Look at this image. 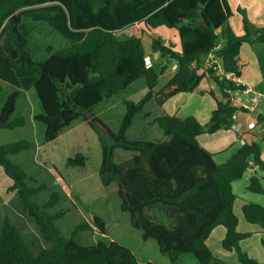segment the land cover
I'll use <instances>...</instances> for the list:
<instances>
[{"label": "trees", "instance_id": "16d2710c", "mask_svg": "<svg viewBox=\"0 0 264 264\" xmlns=\"http://www.w3.org/2000/svg\"><path fill=\"white\" fill-rule=\"evenodd\" d=\"M236 12L242 18V35L230 26L233 11L227 0H0V79L21 91L34 89L41 109L34 120L43 125V143L55 140L75 120L83 119L90 125L101 148V184L117 188L120 209L129 214L131 226L142 231L144 241L155 240L159 252L171 264L186 255H192L198 264H223L207 245L218 227L225 229L220 243L224 252L234 253L239 264H264L240 247V242L252 233L238 232L239 220L234 213L237 196L232 190L233 182L243 178L249 166L264 170L260 144L245 142L226 162L218 164L215 154L197 140L203 134L231 128L238 109L230 105L228 92L238 87L227 76L240 77L238 61L243 44L264 42V27L251 24L244 10L238 8ZM31 22L46 24L62 38L63 45L55 50L49 47L48 56L41 61L34 60L27 50L33 30L29 28ZM135 23L140 25L142 34L162 27L176 30L178 48L158 36L151 37L146 50L142 34L116 35ZM149 53H158L159 65L147 69L144 58ZM209 55L217 58L220 72L216 65L205 68ZM172 63L178 66L177 72L154 91L158 78ZM203 78L215 86L214 90L200 92L216 103L206 124H200L193 116L162 114L152 123L167 140L126 137L135 116L149 100L161 107L177 94L195 92ZM139 80L147 91L137 103L124 101L126 112L117 134L88 113ZM21 91L9 94L1 106L0 131L24 125L23 119L10 121ZM255 124L264 132V113L257 114ZM30 149L27 141L0 145V168L12 181L8 191L18 195L50 246L32 253L21 232L4 220L0 264H153L138 262L128 248L113 241L79 245L77 235L92 229L87 222L79 224L68 239L64 238L55 221L67 210L53 216L46 212L60 201L61 195L53 192L40 208L32 197L44 186L28 187V176L9 161V156ZM116 149L134 155L118 164L114 161ZM86 161L85 156L77 154L67 164L84 167ZM262 180L252 175L246 190L264 195ZM241 214L247 224L264 233V207L245 202ZM93 226L106 235L99 216L93 217Z\"/></svg>", "mask_w": 264, "mask_h": 264}, {"label": "rangeland", "instance_id": "374dc122", "mask_svg": "<svg viewBox=\"0 0 264 264\" xmlns=\"http://www.w3.org/2000/svg\"><path fill=\"white\" fill-rule=\"evenodd\" d=\"M247 16V14H246ZM29 22H26L28 24ZM29 28L33 29L27 43V50L34 60L41 61L48 56V48H59L63 45L62 38L52 32L46 24L30 23ZM174 29L158 28L154 33L143 36V44L148 50V43L151 37L161 36L165 43L177 44V34ZM123 36V34H120ZM176 42V43H175ZM178 46V44H177ZM159 65V58L155 61ZM169 73L161 75L154 91H158L166 82ZM2 92L0 94V108L4 104L7 96L17 88L0 80ZM147 88L143 81L134 82L125 91L113 96L112 98L94 106L88 113L97 118L99 122L105 125L113 134H117L121 121L126 112L124 101L137 103L146 93ZM22 95L18 98L15 110L10 117V121L23 119L24 125L11 130L0 131V145H7L19 141H27L31 144V149L19 154L9 156V161L20 166L22 171L28 176L26 184L28 187L44 186V190L32 197V201L42 208L49 200L53 192L61 195L60 201L46 212L53 216L61 210H67L62 218L55 221V225L61 235L68 239L74 229L81 223L87 222L92 229L81 232L76 237L79 245L88 246L96 244L98 241H113L128 248L140 263L151 262L153 264H171L169 260L162 255L156 244V241L142 239V231L131 226L129 214L120 209V198L118 190L114 185L103 186L98 177V169L101 163V148L97 135L90 125L83 119L75 120L69 127L64 128L58 137L49 143H43V125L34 120V115L40 113L41 109L35 91L33 88L22 90ZM199 96V95H198ZM182 97V100H181ZM180 97L176 110L182 113H188L190 105L194 103L195 96L192 93H184ZM201 97V96H199ZM260 107L249 114V124L253 120ZM163 112L153 99L149 100L143 110L138 113L132 125L126 132L128 139H146L150 141H165L162 131L152 121ZM86 114L87 118H91ZM263 114V112L261 113ZM180 118V117H179ZM201 120V119H200ZM91 122L97 129L103 130L98 124ZM209 135H203L198 138L199 144ZM244 139L247 142L255 141L260 144L264 160V137L253 139L250 134H245ZM235 147H229L228 150L217 153L214 160L222 163L227 160L235 151ZM81 154L86 157L84 167L68 166L67 160L75 155ZM134 154L121 149L114 152L115 163H122L130 159ZM259 178H264L262 168L258 167L257 174ZM250 174L246 171L243 178L233 182V193L244 200L259 204L264 207V195L255 194L246 190ZM58 178L61 182L58 181ZM12 181L0 168V232L4 220L15 226L24 236L32 253L37 254L41 249L49 248L50 244L45 242L40 235L37 226L32 218L27 214L26 209L20 203L18 195L15 192H9L8 188ZM264 185V179L262 180ZM64 185L69 196L61 194V186ZM65 194V193H64ZM239 205V203H236ZM238 217V209L235 211ZM99 216L105 224L106 235L99 233L93 226V217ZM165 221V220H164ZM242 225L238 227V232H244ZM247 227H252L247 225ZM248 232L255 233L240 242L242 251L248 253L255 260H260L264 254V233L257 232V229L250 228ZM225 229L216 228L209 238V248L223 264H237V258L234 253H223L217 255L218 248ZM216 254V255H215ZM223 256V258H220ZM176 264H198L192 255L181 256Z\"/></svg>", "mask_w": 264, "mask_h": 264}, {"label": "crops", "instance_id": "0c3cea01", "mask_svg": "<svg viewBox=\"0 0 264 264\" xmlns=\"http://www.w3.org/2000/svg\"><path fill=\"white\" fill-rule=\"evenodd\" d=\"M227 2L229 4L231 10L233 11V16L230 18L229 23H230L231 28L233 29V31L237 35H242V33H243V30L241 28L242 18L240 16V14H238L236 12V10L238 8L245 11V13L247 14V19L249 20V22L251 24H253L256 27H264V0H227ZM155 31H153L151 33H154ZM177 44L179 46L178 35H177ZM177 44L175 45L176 48H178ZM208 58L209 57H206L205 62L208 60ZM205 62H204V64H205ZM238 64L241 67V75L237 79L238 82L241 85L248 87L253 93H255L256 95L259 96V101H258L257 107H260V109L258 110L257 114H261L262 112L264 113V42H258V43H253V44H243L240 48ZM175 67H178V66L176 64L172 63L165 70L164 73H166V72L169 73V76H168L166 82L169 81L174 76V74L177 72ZM160 77L158 78V81H159ZM214 88H215L214 84L210 83L207 80V78H203L202 81L200 82L198 88L195 90V92L192 93L193 96H195V101H194V103H192L190 105V109H192V110L188 113H182V115H180V114H178L180 112L176 110V107H177V104L180 100V97L184 93H180V94L175 95L174 97H172L168 101H166L159 108L163 109L162 114H168L170 116H176V117H180V118H186L189 116H193L198 120V122L200 124H202V125L206 124L209 121L211 112L216 107V103H215V100L211 96H209L208 94H201L200 92H207L210 90H214ZM17 91H21V90L17 89ZM198 95L201 97H199ZM215 95H216V97H218L217 93ZM181 100H182V97H181ZM257 107H256V109H257ZM257 114H256V116H257ZM250 116H251V114H249V113H242V112L236 113L235 118L233 119V124L229 130H219L216 133L209 135V137H206L203 140V142L200 144V146H202L203 148H205L206 150H208L209 152H211L215 155L217 153H221V152L226 151V149L228 150L229 147H235L236 146V149H237L238 147L241 146L240 143L238 142V136L236 133V130H238L237 129L238 127L240 128V130H242V140L244 141V143L245 142L246 143L255 142V141L247 142L244 139L245 134H250L253 137V139H258L261 136L264 137V132H263L262 128L259 126H256V124H255L256 116L253 120V123H251V124L248 123V122H251ZM203 135H208V134H203ZM203 135H201V136H203ZM198 138H197V140H198ZM262 142L264 143V140H262ZM260 149H261L260 158L264 162L262 148L260 147ZM224 162H226V160ZM224 162H222V163H224ZM222 163H218V164H222ZM257 170H258V167L256 165H253V167L251 168V171L247 170V172L250 174L249 178L252 175H256ZM262 171L264 172L263 169H262ZM58 181L61 182L59 178H58ZM247 185H248V183H247ZM61 190L65 193L66 197L69 196V193H68V191L64 185L61 186ZM245 202H250V201L244 200L242 198H238V196H237L236 202L234 204V213H235L236 208H237L238 213L241 216V217H238L235 213V215L237 216V218L239 220V226H240V223L242 222V220L245 224H247L245 222V220L243 219V216L241 214V206ZM236 203H239V205H236ZM247 225H249V224H247ZM247 225L246 226L242 225L243 226L242 228H244L245 231L244 232L241 231V233H252L253 234L256 232V231L254 232V230H252L253 232H248V231H251V230H248L250 228H253V229L255 228V229H257V232L263 233L260 230V228H258L257 226H252V227L248 228ZM210 237H211V235H210ZM209 238H208V242H207L208 247H209V241H210ZM220 250L223 253H225L220 247V248H218L217 255L218 254L220 255V252H221ZM220 258H223V256H220ZM257 261L263 262L264 261V254H262V258H260V260L258 259ZM237 264H239L238 261H237Z\"/></svg>", "mask_w": 264, "mask_h": 264}, {"label": "built area", "instance_id": "2783aa9c", "mask_svg": "<svg viewBox=\"0 0 264 264\" xmlns=\"http://www.w3.org/2000/svg\"><path fill=\"white\" fill-rule=\"evenodd\" d=\"M127 35V36H139L142 34V29L138 23H135L131 25L128 28H125L122 31H117L116 35ZM208 60L205 62L204 66L206 69L214 67L216 65V69L220 72L221 68L219 63L217 62V58L214 57V55H209ZM159 58L158 53H152V54H147L144 58L145 61V67L147 69L151 68L154 64L155 61ZM176 70H178V67H175ZM228 79L233 81L236 86L238 87L236 90L230 91L229 93V102L230 105L234 108L238 109V112L242 113H251L256 110L258 101H259V96L253 93L248 87H239L241 84L238 82V80L230 75L227 76ZM236 112V113H238ZM235 115H233V119L235 118ZM236 130L237 136H238V142L240 145H244V141L242 140V130L240 128H237ZM251 165V164H250ZM252 166H249L247 169L248 171H251Z\"/></svg>", "mask_w": 264, "mask_h": 264}]
</instances>
